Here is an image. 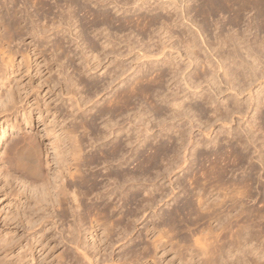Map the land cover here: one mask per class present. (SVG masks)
Returning <instances> with one entry per match:
<instances>
[{"label":"rangeland","instance_id":"obj_1","mask_svg":"<svg viewBox=\"0 0 264 264\" xmlns=\"http://www.w3.org/2000/svg\"><path fill=\"white\" fill-rule=\"evenodd\" d=\"M11 1L12 0H0V12L2 14L6 15L7 21H9V16L7 15L8 12H10L11 14L13 12L12 7H14V6H13V3ZM69 1L70 0H43L44 5H42V6L40 5L41 7L38 6L36 9V7H34L32 5V1H30V0H17V4L15 5L14 8L16 11L19 9L18 10V12L20 13L19 17H22L23 20L28 21V24H27L28 29H30L32 26L31 22L29 21V20H31L33 22V25H35L37 27L39 26L38 30L42 29L44 26H46V27L49 26V29L51 31L53 29V27L51 25L53 23V20L57 22L62 17H68V13L70 12L72 15V20H73V23H72L73 26H72L71 31L75 32V33L73 32V35H72V32H69L68 27L66 25H64L65 27H64V30L62 31V33L60 32V33H58L59 34L58 35L53 29V31L51 33L49 32V34L46 38H43L44 40H42L41 38H39L37 36L32 37L31 35H22L21 34L23 37L22 38L21 35H19L20 32H18V33L13 32V34L10 35L12 37V39L9 38L8 36H7L8 38H6L2 34L0 35V96H1V98H0V264H53V263L55 264V261H56L55 258H57L59 256V254H61L62 252L64 253L66 251L71 250V248L69 249L68 246H63V245L60 246V245H58V243L60 242L59 238H60V232L61 231H64L63 232L64 237L66 236L65 238H67L68 232H66V231H68L67 229H69V226H71L72 222H73V217L71 216L72 212L68 211V213L65 214L66 217L62 218L63 220L62 219L60 220L61 217L60 218L58 217L59 219L56 218L55 221L58 222V225H57V227H55L51 218L45 216L43 211L38 210V206L36 205V201L34 199V196L36 197L37 194L36 195H35V193L33 194L31 189L30 188L28 189L26 187L27 184H23V183L26 182V183L30 184L29 182H35L38 185H40L41 183L52 185L54 178L57 175V172L55 171L56 165L54 164L55 162L53 161V160H55V158H54L55 152L53 150V147H55V146L58 147L57 145L61 146V144H59L61 142L59 139L61 132L66 130V129L70 130L72 128V129L79 130L78 134L82 137V139L84 141L83 147H85V155L87 157L93 156V158H95V160L98 159L97 160L98 163L96 162V164L92 165L90 168H85V169L83 168L84 169L83 171L86 170L84 173L87 177H91L93 174H95L97 177H99V182H101V184H100V186H98L97 192L98 193L102 192V194H105L104 193L105 192L104 186L106 184H107L106 186H108V184H113L111 180H109V179L107 180V177L105 175L109 173V169H110V171H113L116 165L113 163L112 164L114 166L111 165L110 163H106L107 166L104 164H101L103 159L101 157L102 154L100 153V151L103 150V152H106V150L108 149L107 145L101 146L98 143V145H96L97 147L96 146H93V147L90 146L91 141L89 139L94 137L93 136L94 133H95V135H97L99 133L104 132V127L102 125H104V121L107 119V118L101 119L100 118V112H97V110L98 111H102L103 109L106 110V108H104V107L107 105V103L109 101H111L113 99L112 98L113 95L115 96L116 92H118L120 89L121 90H127L129 87H131L132 84L135 83V80H134L135 78L142 77L143 75H144V77L151 75L152 76L151 78L153 79L156 76L155 71H157L158 69H160L161 71L163 70V72L166 73L165 74V75H167V78L165 76L166 81H168V79L170 80V76H171V75H169L170 69H167L168 68L167 66L162 67L161 66L162 63L159 64L156 62V60L163 62V60L168 59V57H166L165 59H163L162 57H159L160 58L159 60L154 59L155 61L152 60L151 63H149V62H147L148 59L147 60L143 59L141 57L142 54L138 53V51L140 52V50H142L141 51L142 53L143 52L146 53L148 51L149 53H146V54L152 55V54H155L156 50H161L163 45H165L164 43H166L165 46H169L166 49V52H165L166 55L168 54L167 56H169V57L173 56L176 59L175 63L176 62L179 63L180 67L183 70L188 65V62L185 60L186 58H182V59L179 58L178 54L176 53V49H178L180 51V53H181L180 55L185 56L184 49L180 48L181 47V41L191 37L190 36L191 34H192V36L197 37L198 34L196 33L197 32L196 30H198V29H199V31L202 30V32H203V30L205 31V33L203 32L204 37H202V38H204L206 40L207 44H209L211 42L213 44V46L217 45V42H216L217 39L216 38H218L219 36L221 38H224L225 35L232 34L233 32H234L233 34H237L235 36H238V35L243 34V31H246V29H247L246 27H250V30L252 29L251 32H249L250 34L249 33L243 34V35L248 36L249 39L248 38L247 39L251 40V42H250L251 44L255 41V39L253 38L254 36H257L258 39L264 38L263 33L256 32V29H255V26L257 25V21L255 20V18H256L255 12L256 11L252 10V12L250 13V11H251L250 9H248L250 11H248V10L245 11L243 13L244 15L242 14V21L240 22V24L238 26L233 27L229 24V23H231V16L232 15L231 14L229 15V13L226 12V11H228L227 9H226V11H224V14H223V13H220L215 8H213L211 11L212 12L211 18L205 20L203 17H200L199 14H197V11H198L197 9H199L198 7L201 6L200 4H202L203 2L200 1V2L196 3L197 0H191L190 1L191 3L189 2L188 4L179 3V5H178L179 7L177 8V10L173 9L174 5H172V7L171 6L169 7V5H167V3L170 4L171 0H142L143 1L142 4L140 2L139 5H134L133 0H75V1L73 0L74 1V2H72L74 4L73 6L72 5L70 6L71 1L70 2ZM163 5H164V7H163ZM16 6L17 7L19 6V7L17 8ZM85 6L87 9L85 8ZM138 6H140V8ZM25 7H27V8H25ZM168 7H169V9H168ZM39 8H42V9H40L41 11L39 10ZM165 8H167L168 11ZM73 9H75V10H73ZM184 9L187 11H184ZM45 10H47V11H45ZM181 10H183L184 13H181L182 12ZM187 12H189V13L191 12V13L189 14V16H187V18L185 20H182L181 14L185 15V13H187ZM86 13H88V14H86ZM29 14H31V15H29ZM177 14L180 16V19H178ZM73 15L75 17H73ZM91 15H93V16H91ZM46 17H47V19H46ZM56 17H57V19H56ZM139 17H140V19L138 20ZM143 18L145 19L144 22L147 24V25H144L145 27L143 26V28H145V29L140 27L142 25H140L139 27L137 25V23L140 24V22H142L141 19H143ZM65 19H67V18H65ZM104 20L106 22H104ZM108 20H110V21H108ZM151 20L154 21L155 23H157L156 22L157 20H159L160 22L157 24H154L157 27L153 25V28H152V26L149 27V25L147 23V22H150ZM127 21H131L132 23L127 24ZM167 21L170 23L168 30L171 31L173 36H174V38L171 41H167L168 38L166 36L164 37L162 35L163 31L161 33L160 32L161 30H159L162 26L161 22H166L167 24H169ZM201 21H202V23H201ZM91 22H93V23H91ZM94 23H96L98 25V27L94 26L95 25ZM111 23H113V24H111ZM192 25H196V26H194L196 28V30H194ZM50 26L52 29L50 28ZM146 26L149 28H146ZM153 32H155V33H153ZM99 33H101V34L99 35ZM160 34H161V36H160ZM81 35H82V37H81ZM96 35H98V36H96ZM148 35H149V37H148ZM217 35H219V36L217 37ZM76 37H78V39H76ZM95 37H97V38H95ZM180 37H181V39H180ZM208 37H210V38L208 39ZM197 38H199V37H197ZM197 40H198V43H199V41H201L200 39H197ZM105 41L106 42L108 41L107 43H112V45L110 44V46L106 48L107 43ZM56 43L57 44L60 43V45L62 44L61 46H62L63 50H61V51H62L63 55L70 53L69 55H70V57L72 56L71 57L72 60L74 59L73 57H75V59L73 61L72 60L68 61L65 59V55L63 56L60 52L55 57L50 58L49 55H51L53 52V50H51V48L53 49V46H54L53 44H56ZM93 43L95 46L94 45L91 46ZM105 43H106V45H105ZM77 44H79V45H77ZM130 44H132V46L135 48L137 47L136 48L137 50L135 49V51L133 53H129L130 52V48H129ZM199 46H201V48H202V46H204V45H202V41L199 43ZM252 46H253V48L255 47L253 44H252ZM80 47L84 48V49L82 50ZM92 47L93 48L96 47L95 48L96 50L93 49ZM105 48H106V50H105ZM171 48H172V50H170ZM204 48L205 47L202 48L204 52L203 51H201V53L199 52V57H200L199 59H202L201 61L206 62L207 60H205V59H207L206 57H207L208 53L205 52ZM91 49L95 53H97L98 56L100 55V58H102V59L104 58L103 57L104 54L105 55L107 53L111 54L109 56V58L106 61L104 60V62H103L104 68L107 67V68H105L106 70L105 69L103 70V68H99L98 70H94V72H92L93 71L92 70L91 71L92 73L91 72L88 73L85 71L84 65L81 66L82 63L84 62L83 61L84 59L80 60V58H81L80 56L83 57L85 54H86V56H88L89 53H90L89 55L91 56V51H92ZM35 50H39V52H40V50H42V52H43L42 55H40L36 58L34 56ZM87 51H88V54H87ZM150 51H151V53H150ZM227 51H228V49L226 48V50H225V47H224L219 52H220V54H222V53H227ZM97 54H95V55H97ZM213 54L217 55L216 52H213ZM117 55H122V57L121 58L118 57V59H117L116 58ZM113 58H114V60H113ZM138 58H140V59H138ZM60 59H62V60H60ZM109 59H111L110 62L108 61ZM79 62H82V63H79ZM111 62H112V65H111ZM154 62H156V63H154ZM262 62L264 63L263 60L261 61V63ZM109 63H110V66H109ZM118 64L122 65V66L120 65L121 69L126 70L130 67H133L135 70H130V72H127L126 73L127 75H124L125 77L121 78L123 81L120 79L119 82L117 81L114 83L115 85L111 84L112 87L109 84L106 85L107 83H112L113 79H111V78H113V77L111 75H113L114 68L118 67ZM151 64H153V67L155 66L153 72L150 71ZM262 64L260 65L259 68L263 67ZM114 65H117V66L114 67ZM120 66L118 67V69H115V70L118 71ZM82 67H84V68L82 69ZM231 67H233V66H231ZM196 68L198 70H202L201 65L195 66V68H194V66H192L191 68H189L190 71L188 70V74H190V75L187 74V71H186V74L188 76L192 75V77L195 76L193 74L198 71ZM193 69H195L196 72H194L195 70H193ZM207 69L209 70V68H207ZM84 71L86 72L85 74H84ZM134 71H137V72H135V74H133ZM139 71L141 73H139ZM203 71H204V67H203L202 72ZM202 72H201V74H202ZM153 73H154V75H152ZM199 74H200V71H199ZM137 75H139V76H137ZM221 75H222V71H220L218 73V76L220 78H221ZM65 77H66V79L70 78L69 80L75 82L77 84V86L75 88L72 87L73 89L68 88L67 84L64 82ZM148 78H150V76ZM222 80H223V77H222ZM166 83H168L169 85ZM164 84H165V87L166 86L170 87V88L172 87L171 88L172 91H173V89L176 90V86L172 84V81L171 82H165L164 81ZM105 85H106V87H105ZM257 85H258V83H256V85L254 84V86L252 87L253 92H256L259 90V88H257ZM103 86L105 88H107V91H104V92L102 91V89L106 90ZM108 86H110V87H108ZM182 86L183 85L181 84V87ZM226 86L227 85L223 86V84H222L221 89L225 94H222L219 97L215 96L212 92H210L208 90V88L206 87V85H203V88L206 87L204 89L205 92H203V93H206V90H208V93L213 97V99H215L214 105L215 106L218 105L220 108L218 106L217 107L219 109H222V112H224V113H226L227 112L226 110L228 109V108H226V103H224L225 101L228 102V104L231 102L233 105H234V103H236V104L238 103L237 106H239V108H240L241 104L244 105L243 103L247 102L246 103L247 109L245 108V105L242 106V108H244V110H248V112L244 111V115H245V113L247 114V115H245V117H246L245 120H244L245 117L243 116V113H242L243 109L240 108L242 110L241 111L242 115L240 114L242 116V118L239 116V114H237L238 116L236 114H234L236 116H233L231 114L230 115L231 117L230 116L228 117L227 122L229 121L228 123H231L232 127L229 126L231 128L230 129L227 126L228 127L227 128L226 125L228 123H223L221 121H219V123H217L216 120H214V118L212 117V116H214V114H213L214 106H212V105L210 106V105L206 104L205 101L198 99V98H195L196 96L194 97L193 95H191L192 93L189 91H186L185 94L183 92H180L179 96L182 93L184 95L187 94L188 95L187 98H190V99H188V101H186L187 98L185 99V103H184L185 107L186 108L189 107L190 109L194 108L193 109L194 113L192 112L190 114L191 117L195 116L194 121L196 120L194 122L195 124L193 123L194 124L193 128H192L193 131H192V129L189 128L191 126V123H189L185 119L181 122H178L181 124V126H179L180 124L178 125V123H176V126H178V127L175 126L176 130H174V131L177 135L174 133V131H172L170 133L169 132H162V133H165V134H162L160 131L158 132V130H159L158 128H154L155 131L153 130V132L154 133L158 132L159 134L155 133L156 134L155 135L152 132L151 133L153 136L152 140H155L157 135L159 136V138L157 137L158 140L156 139V142L155 141L151 142L150 141L151 139H150L148 141V144L145 145V148L147 150H145L144 148L139 149L138 147H140V145H137V144H135L133 146L135 150L140 151V152H138V155H141V156H142V154L149 156V154H151L150 149L156 148L157 146H159L160 148L161 147L162 148H167V147L174 148L176 146L175 144L178 143L176 141V136H178L179 133H177L176 131H177V129L181 130V128H183L182 129L183 133H184V131L188 132V133L185 132L187 135L183 134L184 138L186 136H189V134H191V136H189V137L190 138L193 137L194 140L192 138L189 139V137L185 138L186 150H188V152L185 153V151L182 150L181 151L182 153H180V155L181 154L182 155L179 156V158H178L180 160L177 161V162L181 161L183 163L185 159L186 160L188 159L187 160L188 163H186V165H184L185 168H183L182 172H180L179 170H175L176 173L171 174L172 175V176L170 175L171 177H169L167 175L164 176L165 180L163 179L162 176H161V179L158 178L157 173L159 172L160 174H162L161 172L163 171V169L166 168V167L165 168H163V167L165 166V164L167 165L169 163V161L171 160V158L169 160V158L167 159V157H165L166 158V160L164 158L165 161L163 160L160 162V160H159V164H158L159 171H158V169H156L158 172L156 170H151L147 173L148 175L146 177L148 180H151V181L148 182L146 180V178H145V180L150 185H147V183L145 181L143 182L142 181L143 179L140 180V183H139L140 186H136L135 187L136 189L134 188V189H131L130 191H125V193L122 195L124 199L121 197V195H119L120 198L118 197V200L117 199L116 200L109 199L108 197H105V199H102V200H98L97 197H95V195H90L89 198L82 200V209H84V210L87 209L88 207H91L94 205H97V206L99 205L101 207H104V205H107V206H110V212H111V211H113L112 210L113 207H115V208L117 207V209H115L113 211V213H110L111 214L110 216L111 217L114 216L113 217L114 220H119L121 222V225H122L121 227H123V228L125 226L128 227V224H129V228L132 227L131 228L132 232H131L130 237L128 239V240H130L129 241L130 243L128 242V240L125 241L124 245L126 243H128V245L126 244L127 246L125 245L126 248H124L125 246L121 247L120 248L121 250L118 249L121 252L117 251V252H115L116 254L122 253L121 255L123 257V255H124L123 253H125V252L127 253V250H130L131 252L130 251H128V252H130L131 254H133L132 251L133 252L136 251L137 255H136V252H134L133 256H136V257H134L135 259H132V260L136 261V259L139 258V261L137 260L138 262H135L136 264H141L142 262H144V264H145V261L150 262L151 259H154V260L149 264H179V263L185 264V262L183 261L184 256L181 255L182 253H180L181 252L180 250H183L185 248V245H186V244L184 245L183 238L188 237L190 240L191 235H192L191 233H194V232L196 233V235H199L198 232H200L203 227L206 228V225H207V224H205L206 222H209L208 224H210L207 227H210V228L214 227V226H212L213 225L212 220L207 221V219H206L205 220L206 222L205 221L201 222V220H197L199 218V216L197 215L199 212H197L198 210L196 211L197 207L194 206V208H196V209H194L195 212L192 210L193 213L198 216V218L195 219L196 215H194L192 212L188 214L187 211L189 212V210L185 209L186 207L183 206V205L186 206L187 205L186 203L191 201L190 196H188L191 194V192L189 191L190 188H188V186H189V184L187 183L188 179H190V178L193 179V177H194L193 175H195V173L198 172L196 175L199 174L198 177H201L202 179L198 178L197 176L196 177L200 180H203L202 174L205 172L206 175L208 176L207 178H209L208 181H210L211 178L213 177V174L211 175V173H210L211 169L213 168V166H211V164L213 163V164H215V166L217 164L220 165L219 162H222V160H223V162L221 163L219 168H221L224 164L225 165L227 164V166H228V168L225 165L222 167V168L225 167L228 169V172H226V174H225L226 176L224 175L222 180H224V182L227 183V185L228 184L231 185L230 183L239 184L240 182H242V181L244 182L245 180H246L245 182H247V180L249 179L248 186L251 187V189L253 188L252 190L251 189L250 190L252 191V195L254 196V198H252L253 197L252 196L250 199L246 200L247 202H249V203L246 202V204H248L247 207L249 209L251 208L253 211L256 210L255 214H256V212L259 211V209H260V211H262L261 213L264 214V209H263L264 208V170H263L264 169V162H262V161H264V158H263L264 157V106H262V107L260 106L259 109H261V108L262 109L260 110L259 113L257 112V114H256L255 108H257V107L255 104H257V103L254 104L255 107H254V105H252V107L251 106L249 107L248 104L250 103V100H249L250 97L248 96L247 93L244 94L245 97L247 96L246 98L243 95L239 98H232L233 96H232L231 92L227 91ZM89 88L92 90H90ZM96 90H97V93H98V91H102V93L100 92L99 98L98 97H97L98 99L95 98V99H97V101L95 100V102H98V103L95 105L90 104V105H88V107H84L81 112L77 111V112L73 113L75 108L70 106V105H72L71 103H73V100L69 101V96L67 94H70V96L75 94L77 96V98L85 99L87 96H89L87 98H90V96L95 94ZM70 91H72L73 93ZM179 91L180 90H178V91L176 90V92H179ZM169 92L170 91H168V90H165V89L163 90V93H165L167 95L169 94ZM208 93H206V94H208ZM184 95H183V97H184ZM255 96H256V94H255ZM180 97L182 98V95ZM214 97H216V98H214ZM217 98H221V99H217ZM224 98H225V100H224ZM230 98H232V100ZM134 99H132V103H133V106L136 105L138 107L137 110L139 109V111H142V109L145 108V110H146L148 108L147 111L148 112L150 111V115H152V117H153V118H151L149 115L150 120L151 119L153 120L155 117H157V115H155L151 111L149 105H147L146 102H143V100H142V102H143L142 103L141 100L137 97H134ZM216 99H217V101H216ZM235 99H236V101H235ZM237 99H239V100L237 101ZM134 101H136V102H134ZM219 101H220V103L223 101L224 102L219 104ZM139 102L142 105L139 104ZM189 104H191V105H189ZM232 104H229V106L232 107V108L229 107L230 110L233 109ZM236 104L234 106H236ZM157 105H160L161 109L165 108L163 110V112L167 108L166 104H160V102L159 103L157 102ZM187 105H189V106H187ZM139 106H140V108H139ZM100 107H102V108H100ZM93 108H94V111L92 110ZM98 108L101 110H99ZM253 108H254V110H253ZM105 110H103V111H105ZM151 113H153V114H151ZM164 113L162 115H160V119H162L161 116H163L164 119H165V117L168 119V116H169L168 112H166L165 115H164ZM125 114L122 115V117H119V118L114 119V120L118 121L121 126H126L127 128H125V129H129L130 127L126 124L128 121L127 120L128 115L127 114L125 115ZM211 117H212V119H211ZM232 118H233V120H232ZM253 118L254 119L256 118V119L254 120ZM199 119H200V121H198ZM91 120L95 121V123H94L92 130L88 131V132L91 131L88 134V132L86 133L82 129H80L79 126H80L81 122L89 123V122H91ZM125 121H126V123H125ZM213 121H215V123ZM169 122L170 121L167 122L168 127H171V122L170 123ZM200 122H201V124H200ZM202 122H203V124H202ZM249 122H250V125H249ZM187 123H189V124H187ZM207 123H209V124H207ZM188 125H189V127H188ZM207 126H209V127H207ZM198 128H200L201 132ZM208 128H210L212 130L211 132L209 130V132H210V135L213 139H210L211 137H209V138L206 136L204 137V134L209 133L207 130ZM232 128H233L234 132H232ZM241 128H242V130H241ZM62 129H64V130H62ZM184 129H186V130H184ZM257 129H259V130H257ZM250 130L252 132V135H251V132H249ZM253 130L256 133L255 132L253 133ZM92 131H94V132H92ZM83 132L85 133V135L83 134ZM202 132H204V133H202ZM212 132L215 134H213ZM220 132L222 135L219 134V136H217V134ZM247 132H249V133H247ZM105 133H106V131H105ZM86 134H87V136H86ZM165 135H167V136H165ZM174 135H176V136H174ZM249 135H251L252 138L255 137L254 139H256L255 141H257V142L254 143V140L253 139L251 140V136L248 137L250 139V141H249V139L247 138V136H249ZM121 138H123V139H121ZM207 138H208V140H207ZM238 138H239V140H238ZM241 138L243 141L247 140V143L241 141ZM188 139H189V141H188ZM215 139H216L217 144L216 143L215 144L212 143L213 145L209 144V141L211 142V140H215ZM125 140H126L125 133H123V134L121 133L119 141H121L120 143H122L121 146H123V147H124V145L126 146ZM190 140L192 141V143H190V144L191 145L194 144L193 145L194 148H193V146H190V144H189ZM159 141H162V142H159ZM168 141H169V143H168ZM194 141H195V143H194ZM251 141H253L254 145L256 144L255 149L253 148L254 145L252 144ZM23 142H27L29 145H31V147L35 148V150L37 151V154H39L38 157H39V161L41 164V175L39 177H34V176L30 175L27 171L19 169L15 164H12V162L9 159V156H11V151H12L13 147L15 145L22 144ZM196 142H198L199 145ZM201 142H203L204 144ZM240 142L245 143V144H242ZM248 142H250V143H248ZM106 143L108 144V142H106ZM246 144H248V146L252 145L253 147L252 146L248 147ZM23 145H21V146H23ZM208 145H209V147H208ZM214 145H216L217 147ZM244 145L248 149H246V147L244 148L243 147ZM163 146H165V147H163ZM159 147H157V148H159ZM98 150H100V151H98ZM255 150H257L256 153H255ZM195 151H196V153H195ZM229 151L232 152V154H230ZM222 152H223V154H222ZM234 153H235V155H233ZM130 154L131 153H129V156H130ZM169 154H171L170 156H172V153H169ZM219 154H222L224 157H222V155L220 156ZM236 154H237V157H236ZM238 154L240 157L238 156ZM215 155H216V157H215ZM218 155L220 156V158L221 157L224 158L225 162H224V159H222V158L219 161ZM182 156L185 158L183 159ZM232 156H235L236 158L232 157ZM260 156L261 157L263 156L262 157L263 160H262V158L260 159ZM134 157L136 158V156H132L131 158H134ZM225 157H227V158H225ZM229 157H230V160H227V159H229ZM258 158L260 161L258 160ZM99 159H101L100 164H99ZM209 159L211 160L212 163L210 162ZM231 160L234 162H231ZM133 161H135V160L133 159ZM216 161H218V162L216 163ZM235 161H237V162H235ZM241 161H243V162H241ZM47 162H48V165H47ZM130 162H131V164H130ZM130 162H129V164H130L129 167L128 168L123 167V169L127 168L128 170L129 169L131 170V169H133V167L135 168L137 163L135 164V162H132V161H130ZM166 162H168V163H166ZM181 162L179 163V165L182 164ZM132 163H134V164H132ZM162 163H164V165ZM237 164H239L238 167H237ZM108 166H110V167H108ZM167 166L170 167L169 164ZM107 167L109 169H106ZM112 167H114V168H112ZM118 168L119 167H116L115 169H118ZM239 169H240V171H239ZM201 172H202V174H201ZM160 174H159V177H160ZM204 174H203V176L206 178V175H204ZM156 176H157V180H156ZM259 176L262 177V179ZM169 178H170V181H169ZM250 178H251V180L253 179L251 181L252 183L250 182ZM243 179H245V180H243ZM74 182L79 184V182L77 180L76 181L67 180V184H68V186H70V188H74V184H76ZM150 182H152V183L154 182V184H151ZM170 182L172 184H170ZM234 182H236V183H234ZM78 184H76V185L78 186ZM145 185H147L148 187L149 186L152 187L153 185H155V186H153L152 189L149 187L150 188L149 189ZM170 185H172V186H170ZM106 186H105V189H107ZM112 187L113 186H111V188ZM156 187L158 189L160 188V190L161 189L162 190L161 191H154L153 189ZM83 188H84V190H87L86 186H83ZM146 190H147V193H149L150 190L153 191L151 193V197L148 196V194L146 193ZM127 192H129L128 193L129 196L126 194ZM215 192L216 193L219 192L218 194L221 193L219 190L218 191L215 190L213 193L215 194ZM163 195H165V197ZM168 195L171 197H168ZM121 198H122V200H120ZM153 198L155 200H153ZM214 198H216V196ZM144 201H145V203H144ZM147 201H149L150 206H153L154 208H152V207L148 208L149 202H147ZM146 203H147V207L145 205ZM143 205H145V207H143ZM146 208H148L149 210ZM155 208H156V210H155ZM152 209H154V210H152ZM178 209L181 210V212L178 211ZM143 211H144V213H143ZM152 211L154 213L158 212V214L153 215L154 213ZM145 212H146V214H145ZM129 213H132V215H133V217H131L132 221H131L130 216L128 215ZM174 213H175V215H174ZM261 213H257V214L262 216L263 214H261ZM156 215L157 216L159 215V218ZM123 216H124V218H123ZM191 216H193V218ZM262 217H264V215ZM189 218L192 220H190ZM65 220H67L68 222ZM170 220H172V221H170ZM173 220H175V222ZM193 220H195V221H193ZM196 220L198 222L200 221V224L196 223L197 222ZM133 221L136 223H134ZM191 221L193 222V224L194 223L195 224L194 225L191 224L192 223ZM263 222L264 221L262 220L261 223H263ZM167 224L172 225L173 227H171V226L169 227V225L167 226ZM186 224L188 226H185ZM88 225L86 224L85 227H87ZM182 225H183V227H182ZM190 225L191 226L193 225V226L191 227ZM214 225L216 226V224H214ZM157 226L161 232H162L161 229H164V231H163L164 234L167 232V230H170L171 228L175 229L174 232H176V231L177 232L179 231V232H178V234H177V232L175 234L172 231L174 233V236L172 233H171L172 235H170V236L176 237L175 239L173 238L174 239V240H172L173 242L170 241L171 243H169L166 246L165 250L161 251L158 249L155 253L150 248V246H151L152 241H154V239L156 238V235L158 234L156 231L155 232L157 234L152 233L153 230H155V228H157ZM262 226L264 229V225H262ZM87 228H89V227H87ZM123 228H120V226H119L117 228V232L121 233L122 232L121 230H123ZM176 228L177 229L179 228L180 230L179 229L177 230ZM196 228L198 230L200 228V230L196 231L197 230ZM165 229H167V230H165ZM159 230H157V231H159ZM130 231L131 230L129 229V232ZM98 233L101 235V232H98ZM195 233H194V235H195ZM263 233H264V231H263ZM263 233H261V234H263ZM176 235H178V236H176ZM86 236L88 239L87 242L91 243V240H90L91 237H89V233H87ZM86 236H84V238ZM180 238L182 240H180ZM260 238H261V241L259 240V242H260L261 248L263 250L258 254L259 256L253 258L254 261H256V258H257L258 262L256 261L255 264L256 263L257 264H264V234H263V236L260 235ZM166 241H168V240L166 239ZM179 241H180V244L178 243ZM173 243H175V244H173ZM121 244H123V243H121ZM170 244L173 246L175 245V247H170L171 246ZM177 245H179V248L182 245H184V247L182 246L181 249L179 250V248L176 247ZM144 247L150 248L149 254L147 256H145V252L147 253V251L144 252ZM100 248L104 249V247H101V245H100ZM122 248H124V249H122ZM108 253H109V251H107V252L103 251L102 254H100L99 257H97L98 260H100L101 257L105 258V255H107ZM110 253H111V251H110ZM143 253H144V255H143ZM150 253H152L153 256H150L151 255ZM130 256H129V259H130ZM148 256L150 258L151 257L152 258L151 259L147 258ZM182 256H183V258H181ZM116 257L115 258L118 259L121 256L116 255ZM140 257H141V259H140ZM143 258H147V259H144L145 261H143ZM258 259H260V260H258Z\"/></svg>","mask_w":264,"mask_h":264},{"label":"bare ground","instance_id":"obj_2","mask_svg":"<svg viewBox=\"0 0 264 264\" xmlns=\"http://www.w3.org/2000/svg\"><path fill=\"white\" fill-rule=\"evenodd\" d=\"M30 1H32V5L34 7H36V9H37L38 6L44 5L43 0H30ZM70 1H71L70 6L71 5L73 6L74 4L72 2H74L75 0L74 1L73 0H70ZM179 1L178 0H171L170 4L167 3V5H169V7L170 6L172 7V5H174V8L173 9L174 10H177V8L179 7L178 6L179 3H181V4H183V3L184 4H188L191 0H181L180 2ZM200 1L203 2L202 4H200L201 6L198 7L199 9H197L198 10L197 11V14H199L200 17H203L205 20L211 18L212 17V12L211 11H212L213 8H215L216 10H218L220 13H223V14H224V11H226V9H227L228 11H226V12H228L229 15L230 14L232 15L231 16V23H229V24L231 26H233V27L238 26L240 24V22L242 21V14L245 11H247L248 9H250L251 11L250 10H248V11H250V13H251L252 10H255L256 11L255 12L256 13L255 20L257 21V25L255 26L256 32H258V33L260 32V33H263L264 34V0H197L196 3L200 2ZM11 2L13 3V6L15 7V5L17 4V0H12ZM140 2L142 4L143 1L142 0H133V4L134 5H139ZM14 7H12L13 8L12 9V11H13L12 14L10 12H8V14H7L9 16V21H7L6 15H4V14H2L0 12V35L2 34L6 38L9 37V38L12 39V37L10 35H12L13 32H16V33L20 32L19 35H21V34L22 35H31L32 37L33 36L34 37L37 36V37L41 38L42 40H44L43 38H46L48 36L49 32L51 33L53 31V29H54V31L57 34L60 33V32L62 33V31L64 30V27H65L64 25H66L68 27L69 32H72L71 29H72V26H73V24H72L73 23V20H72V15H71L70 12L68 13V17H62V18L60 17L61 19L59 21L56 22V21L53 20V23L52 24L50 23L52 25V27H53V29H52L51 26H50V28L52 29V31L49 29V26L48 27L44 26L42 29H39L38 30V27L39 26L37 27V26L33 25V22L31 20H29V21L31 22V25L32 26H31L30 29H28L27 28L28 21L23 20L22 17H19V14H20L18 12L19 9L16 11ZM138 7L140 8V6H138ZM163 7H164V5H163ZM169 7H168V9H169ZM25 8H27V7H25ZM42 8H39V10L42 9ZM85 8H86V6H85ZM165 9L167 10V8H165ZM73 10H75V9H73ZM45 11H47V10H45ZM181 11H182L181 13H184L183 10H181ZM184 11H187V10L184 9ZM190 13L187 12V13H185V15L184 14H181V19L182 20H185L187 18V16H189ZM86 14H88V13H86ZM29 15H31V14H29ZM91 16H93V15H91ZM73 17H75V16L73 15ZM65 18H67V19H65ZM46 19H47V17H46ZM56 19H57V17H56ZM139 19H140V17L138 18V20ZM178 19H180V16L179 15H178ZM108 21H110V20H108ZM141 21L142 22H140V24L137 23V25H138V27L140 25H142L140 27L143 28V26L144 25H147V24L144 22L145 21L144 18L141 19ZM151 21L150 22H147V23H148L149 27L152 26V28H153V25L154 24H157V23L160 22L159 20L156 21L157 23H155L154 21H152V22ZM104 22H106V21L104 20ZM91 23H93V22H91ZM131 23H132L131 21H127V24H131ZM161 23H162L161 24L162 26H161V28L159 27L160 28L159 30H161L160 32L162 33V31H163V34L162 35L164 37L166 36L168 38L167 41H171L174 38V36H173L172 32L168 30L169 29L168 27H169L170 23L169 22H168L169 24H167L166 22H161ZM201 23H202V21H201ZM94 24H95L94 26L98 27V25L96 23H94ZM111 24H113V23H111ZM154 26H156V25H154ZM192 26H193L194 30H196V28L194 27L196 25H192ZM149 27L146 26V28H149ZM246 28L247 29H246V31H243V34H245V33L247 34V33L251 32V30H252V29L250 30V27H246ZM143 29H145V28H143ZM196 31H197L196 33L198 34L197 37H199V38H197L196 36H192V34H191L190 35L191 37H189L190 39L188 38V39H185V40H182L181 41V47L180 48H183L184 49L185 56L184 55H180L181 54L180 51L178 49H176V53L178 54L179 58L180 59L186 58L185 60L188 62V65L185 67V69L182 70V68L180 67V64L177 63V62L175 63L176 59L173 56L169 57V56H167L168 54L166 55V53H165L166 52V49L169 47V46H165L166 43H164L165 45L162 44L163 47H162L161 50H156L155 54H152V55L151 54L150 55L146 54V53H149L148 51L147 52L145 51L146 53H144V52L142 53L141 52L142 50H140V52L138 51V53H141L142 54L141 57L143 59H145V60L148 59L147 62H149V63H151L152 60L155 61L154 59H158L159 60L160 59L159 57H162L163 59H165L166 57H168V59H166L167 61L166 60H163V62H161V61H157L156 60V62L159 63V64L162 63L161 64L162 67L163 66H167L168 67L167 69H170V73H169V75H171L170 76V80L168 79V81H166L165 80V76L167 78V75H165L166 73H164L163 70L161 71L160 69H158L157 71H155L156 72L155 73L156 76L153 79L151 78L152 77L151 75H149L150 78H148L149 76H147V77L145 76L144 77V75H143L142 77L135 78L134 79L135 80V83H133V84L131 83L132 86L130 85L131 87H129L127 90H121L120 89L121 91L119 90L118 92H116V95L115 96L113 95V97H112L113 99L111 101H109L106 106L103 104L105 106L104 108H106V110L103 109L105 111H103V110L102 111H98L95 108L97 110V112H100V118L101 119L102 118H107V119L104 121V125H102L104 127V132L102 131L103 133H99V134L96 133L97 135H95V133H94L93 134L94 137H92V138L89 139L91 141V145L90 146L91 147L96 146V145H98V143L101 146L107 145L108 146V149L106 150V152H103V150L102 151L98 150L102 154V156L100 154L99 155L103 159L102 160V163L100 162L101 159H99V164L101 163V164L106 165V163H110L111 165L115 164L116 165L115 168L116 167H119L118 169H115L114 167H112V168H114L113 171H110V169L108 168L111 165L106 168V169H109V173L106 174L105 176L107 177V180L108 179L111 180L113 184H108V186H106L107 185L106 184L105 186H106L107 189H105V186H104V191H105L104 193L105 194H102V192L101 193H98L97 192L98 186H100V184H101V182H99V177H97L95 174H93L91 177H87L85 175L84 172L86 170L85 171H83V170L85 168H90L92 165L96 164V162H97L98 159L95 160V158H93V156L92 157L91 156L90 157L89 156L87 157L85 155V147H83V142L84 141H83L82 137L78 134V131L79 130L72 129V128L71 129L69 128L70 130H67V129L64 130L65 128L63 127L64 129H62V130H64V131H62V132L60 131L61 132V135L59 136V139L61 141V142L59 141L60 142L59 144H61V146L57 145L58 147H56V146L53 147V150L55 152V157H54L55 160H53L55 163L54 162L53 163L56 165L55 171L57 172V175L55 176L54 181L52 183L53 186L50 185V184H44V183H41L40 185H38L35 182H29L30 184H28L26 182L23 183V184H27L26 187L28 189L30 188L31 191L33 192V194L34 193H35V195L37 194L36 197L34 196V199L36 201V205L38 206V210L43 211V213H44L45 216L51 218V220L53 221V224H54L55 227H57V225H58V222L55 221L56 218H58V217L60 218L61 217L60 218V220H61L62 218L66 217L65 214L68 213V211L69 212L70 211L72 212V215L71 216L73 217V222H72V225L69 226V229H67L68 231H66V232H68L67 238H65L66 236L64 237V234H63L64 231H61L60 232V238H59L60 242L58 243V245H60V246L61 245L68 246L69 249L71 248L72 251L70 250V251H66L64 253L62 252L61 254H59V256L57 258H55L56 259L55 264H136L135 262H138L139 261V258L136 259V261L132 260V259H135L134 257H136V256H133L134 255V252H136V251H134V252L132 251L133 254H131L130 253L131 251L130 250H127V253L126 252L123 253L124 254L123 257L121 255L122 253H120V254H116L115 253L117 251L118 252H121L120 251L121 250L120 248L123 247V246H125L126 244L128 245V243H126L124 245V242L129 239L130 234L132 232V229H131L132 227L129 228V224H128V227L125 226L123 228V227H121L122 225H121V222L119 220H114L113 219L114 216L113 217L110 216L111 215L110 213H113V211L115 209H117V207L116 208L113 207L112 208L113 211H111V212H110V206H107V205H104V207H101L99 205L98 206L97 205H94V206L88 207L87 209L84 210V209H82V200L89 198L90 195H95V197H97L98 200L105 199V197H108L109 199H113V200H116V199L118 200V197L120 198L119 195H121V197L123 198L122 195L125 193V191H130L131 189H134L136 186H140L139 185L140 180L143 179L142 181L143 182L145 181L146 183H147V181L148 182L151 181V180H148L147 179V177H146L148 175L147 173L149 171H151V170L158 169L159 168L158 167L159 160L161 162V161L164 160L165 157H167V159L169 158V160L171 158V160L169 161V163L166 162V163L169 164L170 167L167 166L168 164L167 165L165 164V166L163 168H165V167L166 168L163 169V171L161 172L162 174H160L158 172L159 169H158V171L156 170L158 172L157 173L158 178L161 179V176H162L163 179H164V176H166V175L169 176V177H171L172 176L171 174L176 173L175 170H179L180 172L183 171V168H185L184 165H186V163H188L187 162L188 159L187 160L185 159L183 163L180 161L182 163L180 165H179L180 162H177V161L180 160L178 158H179V156L182 155V154L180 155V153H182L181 152L182 150H184L185 153L188 152V150H186V140H185V138L191 136V134H189V136H186L184 138V135L186 134L185 132H187V131H184V133H183V130H182L183 128H181V130L180 129H177L176 132L179 133V134H178V136H176L177 134L174 131V130H176L175 129V126H176V123L181 122V121H183V120L186 119L189 123H191V126L189 127V125H188V127L190 129H192L193 128V125L195 124L194 122L196 121V120L194 121V117L195 116H192V117L190 116V114L192 112L194 113V111H193L194 108L193 109L192 108L190 109L189 107H187V108L185 107V104H184L185 103V99L188 96L187 94L184 95L186 93V91L191 92L192 93L191 95H193L194 97L196 96L195 98H198V99H201V100L205 101L206 104H208L210 106L211 105L214 106V110H213L214 116H212V117L214 118V120H216L217 123H219V121H221L223 123H228L229 121L227 122V120H228V117L231 114L233 116H236L237 114H239V116L242 118V116H241L242 115L241 114V111L242 110L240 108H242V106H244V105H245V108L247 107V104H246L247 102L246 103L245 102L243 103L241 101L244 105L241 104L240 108H239V106H237L238 103L237 104L234 103V105L236 104V106H234L230 102L229 104H232L233 105V109L230 110L229 109L230 106H229L228 102H226V101L224 102L223 101L224 103H226V108H228L226 110L227 112L224 113V112H222V109H219L220 107L218 105L215 106L214 105L215 104V99H213V97L208 93V90L210 92H212L215 96H218L219 97L220 95L225 94L222 91V89H221L222 88L221 87L222 84H223V86L227 85L226 86L227 91L231 92V94L233 96L232 98H239L242 95L244 96L245 93H247L248 96L250 97V99H249L250 100V103L248 102L249 103L248 106L249 107L250 106L252 107V105H254L255 103H257V104H255L256 107H257V108H255L256 114H257V112L259 113L260 110L262 109V108L259 109L260 106L261 107L264 106V65H263L264 63L263 62H262L263 64L261 63L262 60L264 61V38L263 39H258L257 36H254L253 38L255 39V41L252 44L255 47L253 48L252 44L250 43L251 40H248L249 39L248 36L243 35V34L238 35V36H235L237 34H233L234 33L233 32L232 33L233 35L232 34H228V35H225L224 38H221L219 35H217V37L219 36L218 38H216L217 39V41H216L217 42V45L213 46V44L211 42L209 44H207L206 40L204 38H202V37H204L203 36V32L205 33L204 30H203V32H202V30L199 31V29L196 30ZM73 32H72V35H73ZM153 33H155V32H153ZM100 34L101 33H99V35ZM22 35H21V37H22ZM96 36H98V35H96ZM160 36H161V34H160ZM81 37H82V35H81ZM148 37H149V35H148ZM95 38H97V37H95ZM209 38L210 37H208V39ZM76 39H78V37H76ZM180 39H181V37H180ZM197 39H200L202 41V45H204V46H202V48L205 47L204 50H205L206 53H208V55L206 57L207 59H205V60H207L206 62L205 61L203 62V61H201L202 59H199L200 58L199 57V52L201 53V51H203V49L201 48V46H199V43L201 41H199V43H198V40ZM106 43H105V45H106ZM79 44H77V45H79ZM110 44L112 45V43H107L106 48L109 47ZM53 45H54L53 46V49L51 48V50H53V52H52L51 55H49V57L50 58L55 57L57 54H59V52L63 55V53L61 51V50H63L62 49V46H61L62 44L60 45V43L59 44L56 43V44H53ZM93 45H94V43L91 46H93ZM224 47H225V50H226V48L228 49L227 53L220 54L219 51H221ZM95 48H93V49H95ZM106 48H105V50H106ZM129 48H130V52L129 53H133L137 47L135 48V47L132 46V44H130L129 45ZM172 48L170 50H172ZM81 49L83 50L84 48H81ZM213 52H216L217 55L213 54ZM42 53H43L42 50H40V52H39V50H35V52H34L35 55L34 56L37 58L38 56L42 55ZM150 53H151V51H150ZM69 54L68 53L66 55L64 54L65 55V59L68 60V61H71L72 60V58H71L72 56L70 57ZM87 54H88V51H87ZM89 54H88L89 57L86 56V54L83 57L80 56L81 58L79 57L80 60L81 59H84L83 60L84 61L83 63L82 62H79V63H82L81 66L84 65V67H85V68L82 67V69L84 68L86 72L90 73L92 70H93L92 72H94V70H98L99 68H103V70L105 68H107V67L104 68L103 62H104V60L106 61L111 54H109V53H107L108 55L107 54L106 55L104 54V56H103L104 58L103 59L100 58V55L98 56V54L95 53L93 50L91 51V56ZM95 54H97V55H95ZM118 57L121 58L122 55H117L116 58L118 59ZM73 58L75 59V57H73ZM62 59H60V60H62ZM138 59H140V58H138ZM110 60L111 59H109L108 61L110 62ZM113 60H114V58H113ZM112 62H111V65H112ZM156 62H154V63H156ZM261 64H262L263 67L262 68H259ZM120 65L118 64V67ZM198 65H201L202 70H203V67H204V71L202 72V70H198L199 68L197 67L198 69L197 68L196 69L198 70L197 71L198 73L196 72L195 69H193V70H195L194 72H196V73L193 74V75H195V76H193L194 78L192 77V75L191 76H188V75H190V74H188L189 68H191L192 66H194V68H195V66H198ZM109 66H110V63H109ZM115 66H117V65H114V67ZM121 66H120V68H119L118 71L115 70V69H118V67H115L114 68V73H113V75H111L113 78L110 77L111 79H113V81H112V83H107L106 85L109 84L111 86V84H114L117 81L119 82V80L121 78L125 77L124 75H127L126 74L127 72H130V70H135L133 67H130V68L126 69V70L125 69H121ZM231 66H233V67H231ZM154 67H153V64H151V67H150V71L151 72L154 71ZM207 68H209V70ZM85 71H84V74L86 73ZM140 71H139V73H141ZM186 71H187V74L188 75L186 74ZM199 71H200V74H199ZM220 71H222L221 78L218 76V73ZM135 72H137V71H134L133 74H135ZM201 72H202V74H201ZM152 75H154V73ZM137 76H139V75H137ZM222 77H223V80H222ZM69 79H66V77H65V79H64L65 81L64 82L67 84L68 88H72V87L75 88L77 86V84L75 82L69 80ZM164 81L165 82H171L172 81V84L176 86V90L177 91L180 90V91L179 92H176L175 89H173V91H172L171 90L172 87L171 88L170 87H167V86L165 87ZM256 83H258L257 88H259V90L256 91V92H253L252 87L254 86V84L256 85ZM166 84H168V83H166ZM181 84L184 86V87L183 86L182 87L185 90L181 87ZM106 85H105V87H106ZM203 85H206V87L208 88V90H206V93H208V94L203 93V92H205L204 89L206 88V87L203 88ZM110 86H108V87H110ZM105 89L106 90H103L102 89V91L103 92L104 91H107V88H105ZM164 89L170 91L168 95L165 94L167 91L165 93H163V90ZM90 90H92V89H90ZM102 91H98V93H97V90H96L95 94H93L92 96H90V98H87V97H89V96H87L85 99H79V98H77V96L75 94H73L72 96H70V94H67L69 96V101L70 100H73V103H71L72 105H70L71 107L75 108L73 113H75L77 111L78 112H81L84 107H88V105H90V104H93V105L97 104L98 102H95V100L97 101V99L100 96V92L102 93ZM70 92H72V91H70ZM180 92H183L184 93V94L181 93L182 98L180 97L181 95L179 96V93ZM255 94H256V96H255ZM183 95H184V97H183ZM134 97L139 98L141 100V102H142V100H143V102H146V104L149 105L151 111L155 115H157V117H155L153 120L152 119L150 120V117L151 118H153V117H152V115H150V111L149 112L147 111L148 108L146 110L144 108V109H142V111H139V109L137 110L138 107L136 105H135L136 107L133 106V103H132V99H134ZM0 98H1V96H0ZM95 98H97V99H95ZM214 98H216V97H214ZM221 98H217V99H221ZM232 98H230V99L232 100ZM188 99H190V98H187L186 101H188ZM217 99H216V101H217ZM224 100H225V98H224ZM238 100L239 99H237V101ZM235 101H236V99H235ZM134 102H136V101H134ZM157 102L158 103L160 102V104H166L167 105V108H166L165 111L168 112V114H169L168 119L166 117L164 119L163 116H161L162 119H160V115H162L165 112V111L163 112V110L165 108L164 109H161V106L160 105H157ZM223 102H221V103H223ZM221 103L219 101V104H221ZM139 104H141V103L139 102ZM189 105H191V104H189ZM189 105H187V106H189ZM255 105H254V107H255ZM102 107H100V108H102ZM139 108H140V106H139ZM230 108H232V107H230ZM242 109H243V111H242L243 116L245 117V115H247V114L245 113V115H244V111L245 112L246 111L248 112V110H244V108H242ZM92 110L94 111V108ZM99 110H101V109H99ZM253 110H254V108H253ZM125 113L128 115V117H127V120L128 121L126 120L127 123H126V121H125V123L130 127V128L128 127L129 129H125V128H127L126 126H121L118 121L114 120V119H117L119 117H122V115H124ZM153 113H151V114H153ZM165 113H164V115H165ZM234 114H236V115H234ZM149 115H150V117H149ZM212 117H211V119H212ZM245 119H246V117L244 118V120ZM232 120H233V118H232ZM168 121L171 122V127H168V124H167ZM198 121H200V119ZM213 122L215 123V121H213ZM94 123H95V121H93V120H91V122H89V123H87V122H81L79 127H80V129H82L84 132L87 133L89 130H92V128L94 126ZM189 123H187V124H189ZM179 124L180 123H178V125ZM200 124H201V122H200ZM202 124H203V122H202ZM207 124H209V123H207ZM228 124L226 125V127L227 126L228 127L231 126V123H228ZM249 125H250V122H249ZM179 126H181V124ZM176 127H178V126H176ZM207 127H209V126H207ZM154 128H158L159 129L158 132L160 131L161 133L162 132H169L170 133V132L174 131V133L176 134L174 136H176V141L178 143L175 144L176 146L174 145L175 147L173 146L174 148H172V147L171 148H169V147H167V148H162L161 147L160 148L159 146H157L159 148H157V147L156 148H151L150 149V153L151 154H149V156H146L145 154L143 155L142 153H141L142 156L141 155H138V152H140V151L134 149L133 146L135 144L140 145V147L137 146L139 149H141V148L143 149L144 148L145 150H147L145 148V145L148 144V141L151 139L150 140L151 142L152 141H155L156 142L157 137L159 138V136L157 135V137L155 138V140H152L153 139L152 138L153 136H152L151 133L153 132V130L155 131ZM200 128H198V129L200 130ZM259 129H257V130H259ZM184 130H186V129H184ZM207 130H208V132H209V130H210V132L212 131L210 128H208ZM241 130H242V128H241ZM251 130L249 132H251ZM105 131H106V133H105ZM192 131H193V129H192ZM84 132H83V134L85 135ZM90 132H88V134ZM92 132H94V131H92ZM158 132H155V133L157 134ZM200 132H201V130H200ZM204 132H202V133H204ZM210 132L204 134V137L205 136L208 137V138L211 137ZM221 132L218 133L217 136H219V134H221ZM232 132H234L233 131V128H232ZM249 132H247V133H249ZM254 132L255 131L253 130V133ZM121 133L122 134L125 133V135H126V140H125L126 146L123 144L125 148L123 146H121L122 143H120L121 141H119V138H120ZM162 134H165V133H162ZM213 134H215V133H213ZM251 135H252V132H251ZM251 135L247 136V138L250 137ZM86 136H87V134H86ZM165 136H167V135H165ZM191 138L193 139V137H191ZM191 138L189 137V139H191ZM208 138H207V140H208ZM254 138L255 137L252 138V136H251V140L253 139L254 140V143H255L257 141H255L256 139H254ZM121 139H123V138H121ZM189 139H188V141H189ZM210 139H213V138L211 137ZM238 140H239V138H238ZM241 141H243L242 138H241ZM249 141H250V139H249ZM106 142H108V144ZM159 142H162V141H159ZM243 142H246L247 143V140L246 141H243ZM251 142L253 144V141H251ZM168 143H169V141H168ZM190 143H192L191 140H190L189 144ZM194 143H195V141H194ZM196 143H198V142H196ZM201 143H203V142H201ZM212 143L215 144L216 143V139L215 140H211V142L209 141V144H212ZM240 143H242V142H240ZM248 143H250V142H248ZM242 144H245V143H242ZM21 145H23V146H21ZM193 145L190 144V146H193ZM198 145H199V143H198ZM246 145L248 146V144H246ZM255 145H254V147L252 145H249V146H252L255 149L256 148ZM15 146L13 147V149L11 151V156H9V159L12 162V164H15L21 170L27 171L30 175H32L34 177H39L41 175V164H40L39 157H38L39 154H37V151L35 150V148L31 147V145H29L27 142H23L22 144L15 145ZM214 146H216V145H214ZM163 147H165V146H163ZM208 147H209V145H208ZM243 147L245 148L246 146L244 145ZM193 148H194V146H193ZM246 149H248V148L246 147ZM196 151H195V153H196ZM256 151L257 150H255V153H256ZM129 153H131L130 156H129ZM169 153H172V156H170L171 154H169ZM222 154H223V152H222ZM222 154H219V155L221 156ZM230 154H232V152H230ZM233 155H235V153ZM132 156H136V158L135 157L134 158H131ZM220 156L218 157L219 158L218 159L219 161H220V159L222 157H224L222 155V157L220 158ZM238 156H239V154H238ZM215 157H216V155H215ZM232 157H235V156H232ZM236 157H237V154H236ZM262 157L260 156V159ZM182 158L184 159L185 157L182 156ZM225 158H227V157H225ZM263 158H262V160H263ZM133 159L135 161H133ZM222 159H224V158H222ZM165 160H166V158H165ZM227 160H230V157ZM258 160H259V158H258ZM130 161L135 162V164L136 163L137 164H136L135 168L133 167V169H131V170L129 169L128 170L127 168L131 164ZM243 161H241V162H243ZM129 162H130V164H129ZM210 162H211V160H210ZM217 162L218 161H216V163ZM222 162H223V160H222ZM222 162H219L220 165H221ZM224 162H225V159H224ZM231 162H234V161L231 160ZM235 162H237V161H235ZM262 162H264V161H262ZM164 163H162V164L164 165ZM132 164H134V163H132ZM212 164H211V166H213V168L214 167L215 168L214 169L213 168L211 169L209 167L211 169V172H210L211 175L213 174V177L211 178L210 181H208L209 178H207L208 176L206 175L205 172H204L205 174L204 173L203 174L206 175V178L203 176V174L201 172L202 177H203V180L198 179V178H201V177H198L199 174L196 175L198 173V172H196L195 175H193L194 176L193 179L190 178V179H188V182L186 181L189 184L188 188L191 189V190L189 189V191L191 192V194L188 195V196H190V200H191L190 202L191 203L190 202L186 203L187 204L186 206L183 205V204L182 205L184 207H186L185 209H188L189 210V212L186 210L188 214L191 213V212L193 213V211L195 212L194 209H196V208H194V206L197 207L196 211L198 210L197 212L200 213V214L199 213L197 214L200 219L198 218V216L196 214L193 213L194 215H196L195 219L198 218L197 220H201V222L202 221L204 222L206 219H207V221L212 220L213 221L212 222V224H213L212 226H214V227H211V228L210 227H207L210 224H208L209 222H206L205 221L206 222L205 224H207L206 225V228H204L202 226L204 229L202 228V230L200 232H198L199 235H196V233L194 232L195 235H194V233H191L192 235H191V239L190 240H189L188 237H187L188 239L187 238H183L184 245L186 244L185 245V248L183 250H180V249H181L182 246L184 247V245H182V246L180 245L181 246L180 248H179V245H177L176 247L179 248V250L181 251L180 253H182L181 255L184 256L183 261L185 262V264H255V262L257 261V258H256V261H254L253 258L259 256L258 254L263 250L261 248V244H260L259 240L261 241L260 235L263 236V234H264L263 233L264 229H263V226H262V225H264L263 224L264 222L261 223L262 220L264 221V219H263L264 217H262L264 214L261 213L262 211H260V209L255 214V211L256 210L253 211L251 208H250L251 209L250 210L247 207L248 204H246V202H247L246 200L250 199L253 196L252 195V191H251L253 188L251 189V187L248 186L249 179L247 180V182H245L246 180L243 179L245 181L244 182L242 181L239 184H232V183H230L231 185H229V184L227 185V183H225L224 180H222L223 177H224V175L226 174V172H228V169H227L228 166H227V164L226 165L224 164L225 166H227V168H225V167L222 168L224 165L221 168H219L220 167L219 164H217L216 166H215V164H213V165ZM47 165H48V162H47ZM238 166H239V164H237V167ZM123 167H127V168L126 169H123ZM239 171H240V169H239ZM159 174H160V177H159ZM157 176H156V180H157ZM145 178H146L147 181L145 180ZM260 178L262 179V177H260ZM67 180H71V181H76L77 180L79 182V184L76 183V182H74V183L78 184V186L76 184H74V188H70V186H68V184H67ZM252 180L250 178V182ZM169 181H170V178H169ZM150 183L151 184H154V182L153 183L150 182ZM234 183H236V182H234ZM170 184H172V183L170 182ZM147 185H150V184L147 183ZM147 185H145V186L148 187ZM83 186H86L87 190H84ZM111 186H113V187L111 188ZM153 186H155V185H153ZM170 186H172V185H170ZM149 187L152 189L151 186H149ZM156 188H154L153 190L154 191H161L162 190V189L160 190V188L159 189L158 188L156 189ZM215 190H217V191L219 190L221 193L218 194L219 192L218 193L215 192V194H214L213 192ZM152 192L153 191L150 190L149 193H147V190H146V193L150 197H151V193ZM128 193L129 192H127L126 194L128 195ZM163 196L165 197V195H163ZM215 196H216V198H214ZM168 197H171V196L168 195ZM122 198L120 200H122ZM154 198H153V200H155ZM252 198H254V196ZM147 202H149V201H147ZM144 203H145V201H144ZM247 203H249V202H247ZM148 204H149L148 205L149 206L148 208H150V207L154 208L153 206H150V202ZM145 205L147 207V203ZM145 205H143V207H145ZM148 208H146V209H148ZM152 210H154V209H152ZM155 210H156V208H155ZM178 211L181 212V210H179V209H178ZM143 213H144V211H143ZM257 213H261L263 215L260 216ZM145 214H146V212H145ZM155 214H158V212L157 213H154L153 215H155ZM128 215L130 216V218L133 217L132 213H129ZM174 215H175V213H174ZM193 216H191V217L193 218ZM157 217L159 218V215ZM123 218H124V216H123ZM190 220H192V219H190ZM65 221H67V220H65ZM131 221H132V218H131ZM170 221H172V220H170ZM173 221L175 222V220H173ZM193 221H195V220H193ZM134 223H136V222H134ZM196 223H199L200 224V221L199 222L197 221ZM86 224L87 225L89 224L87 226L89 228L85 227ZM191 224H193V222ZM214 224H216V226ZM168 225L169 224H167V226ZM119 226H120V228H123V230H121L122 231L121 233H118L117 232V228ZM170 226L173 227L172 225H169V227ZM185 226H188V225L186 224ZM182 227H183V225H182ZM129 229L131 230L130 232H129ZM157 230H159L158 229V226L152 232V233H156L157 232L158 234L156 233L157 234L156 235V238L154 239V241H152L151 246H150V248L155 253H156V251L158 249L161 250V251L162 250H165L166 249V246L169 243L173 242L172 240H174L176 238V237H171L170 235L173 234V236H174V233L176 234V232H177V231L174 232L175 231L174 228H171L170 230L165 229V230H167V232L165 234L163 232L164 229H161L163 233L160 230L159 231H157ZM199 230H200V228H199ZM199 230L197 229L196 231H199ZM98 232H101V235ZM178 232H177V234H178ZM87 233H89V237H91V239H90L91 240V243L90 242H87V240H88L87 239V236H86ZM261 233H263V234H261ZM84 236H86V237L84 238ZM176 236H178V235H176ZM166 239L168 241H166ZM180 240H182V239L180 238ZM129 241L130 240H128V242ZM121 243H123V244H121ZM178 243L180 244V241ZM173 244H175V243H173ZM100 245H101V247H104V249H101L100 248ZM126 246L124 248H126ZM170 247H175V245L174 246L171 245ZM124 248H122V249H124ZM150 248L144 247V252L147 251V253L145 252V256H147L149 254ZM118 249H120V250H118ZM103 251L104 252L109 251V253L111 251V253L110 254L108 253L107 255H105V258H102L101 257L100 260H98L97 257H99V255L102 254ZM128 251H130V252H128ZM150 254H151L150 256H153L152 253H150ZM116 255L117 256L119 255L121 257H119L118 259H116L117 258ZM136 255H137V252H136ZM143 255H144V253H143ZM129 256H130V259H129ZM183 256L181 258H183ZM141 257H140V259H141ZM147 258H150V257L148 256ZM147 258H143V261H145L144 259H147ZM153 260L154 259H151L150 262L149 261H147V262L145 261V264H149ZM258 260H260V259H258ZM142 263L144 264V262H142Z\"/></svg>","mask_w":264,"mask_h":264}]
</instances>
